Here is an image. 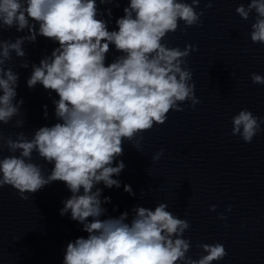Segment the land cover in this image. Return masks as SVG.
Wrapping results in <instances>:
<instances>
[{"label":"clouds","instance_id":"1","mask_svg":"<svg viewBox=\"0 0 264 264\" xmlns=\"http://www.w3.org/2000/svg\"><path fill=\"white\" fill-rule=\"evenodd\" d=\"M120 0H0V33L15 28L18 36L0 39V189L10 186L22 200L53 182H63L70 197L62 201L60 215L70 213L73 221L87 233L69 241L63 264H213L227 255L223 243H198L203 253L198 259L187 255L192 247L184 238L190 221L168 210L165 202L154 209L135 206L128 219L127 211L118 217L104 218L107 211L101 200V183L105 188H119V177L126 165L123 145L133 142L140 152L143 133L154 125H163L170 111L182 112L200 103L195 95L193 72L187 57L198 46L183 49L170 47L167 37L175 33L182 21L188 27L202 23L204 10L197 11L201 0H128L124 15L115 20L118 30H109L112 9L101 5ZM213 0L205 7L211 8ZM235 12L245 21L254 13L250 39L264 44V0H249ZM107 13V19H105ZM37 36L58 44L50 55L33 63L26 84L33 89L42 85L58 99H52L58 122L42 126L29 138L23 131L7 137L2 127L21 115L23 99L17 100L19 74L6 64L12 54L23 59L25 42L35 43ZM120 53L106 64L110 47ZM28 68L29 63L21 65ZM251 81L264 85V76L252 73ZM47 119V105L44 106ZM25 121L17 120L16 127ZM264 117L242 109L232 117L231 135L251 143L264 131ZM139 138V139H137ZM160 149L153 157L163 155ZM18 153V155H17ZM33 153L48 165L32 161ZM124 191L134 196L130 185ZM141 196H144L143 191ZM115 211V209H113ZM210 211L216 210L212 205ZM226 211H231L229 206ZM219 219H226L220 214Z\"/></svg>","mask_w":264,"mask_h":264}]
</instances>
